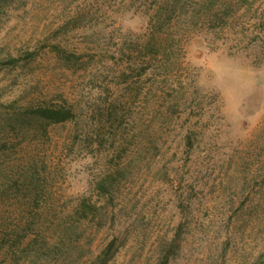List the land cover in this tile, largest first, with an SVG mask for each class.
I'll list each match as a JSON object with an SVG mask.
<instances>
[{
    "label": "rangeland",
    "instance_id": "rangeland-1",
    "mask_svg": "<svg viewBox=\"0 0 264 264\" xmlns=\"http://www.w3.org/2000/svg\"><path fill=\"white\" fill-rule=\"evenodd\" d=\"M10 56L0 264H264V0H0Z\"/></svg>",
    "mask_w": 264,
    "mask_h": 264
},
{
    "label": "trees",
    "instance_id": "trees-1",
    "mask_svg": "<svg viewBox=\"0 0 264 264\" xmlns=\"http://www.w3.org/2000/svg\"><path fill=\"white\" fill-rule=\"evenodd\" d=\"M31 55L27 59L30 58ZM20 60L15 57H8L6 60L0 61V66H16ZM34 116L42 118L46 121L52 123L65 122L72 118V113L70 109L58 107V108H46V107H37V108H27ZM103 186V185H101ZM116 247L115 242L110 241L100 252L96 258L97 264H106L115 254ZM168 257H165L164 262H166Z\"/></svg>",
    "mask_w": 264,
    "mask_h": 264
}]
</instances>
